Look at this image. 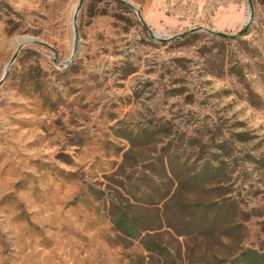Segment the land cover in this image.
<instances>
[{
	"label": "rangeland",
	"instance_id": "obj_1",
	"mask_svg": "<svg viewBox=\"0 0 264 264\" xmlns=\"http://www.w3.org/2000/svg\"><path fill=\"white\" fill-rule=\"evenodd\" d=\"M0 264H264V0H0Z\"/></svg>",
	"mask_w": 264,
	"mask_h": 264
},
{
	"label": "trees",
	"instance_id": "obj_2",
	"mask_svg": "<svg viewBox=\"0 0 264 264\" xmlns=\"http://www.w3.org/2000/svg\"><path fill=\"white\" fill-rule=\"evenodd\" d=\"M246 34H247V28L242 29L239 34L234 35L229 39L234 44L241 45V48L244 49V48H246L245 46H243L245 43V40L242 37L245 36ZM201 35H202V32H199L197 30H193V31L182 33V34H180L174 38H175V40L181 41L184 44L185 43L186 44H194L195 42H197L199 40ZM228 72L235 75L239 79L240 82H244L245 74L243 72V65H242L241 61H239L238 63H234L233 65H230L228 67ZM155 168H156L155 170L159 174H161L162 176L169 177L168 168H167V165L165 163V158L163 156L158 157V163L156 164ZM175 174H176L175 175L176 177L179 175L177 173H175ZM144 176H145V178H147L146 180H150V182H152L153 179L151 177H148L147 175H144ZM139 179H141V177ZM176 184H177L176 185L177 188L187 186V183L182 184L180 181H178ZM156 185H157V183H155V181L153 180V184H148V186H145V188L147 189V191L145 193L146 195L142 196V195H138L137 192L133 191L135 189V187L131 188V187H133L132 185L121 182L119 185V188H121L123 190L124 194H127L132 200H124L123 199L124 197H121L122 193H117L118 197H119V201H117V202L114 200L111 201V207L109 209V213L113 219L115 228L120 233H122L123 235H125L129 238H132L133 240H139V242H141L148 251H152L155 249L154 248L152 249L151 243L148 240H146V238L142 234L144 231H149L150 229L143 227L146 224L144 221V218L133 214L129 208L132 205H134V204H131V202H133V201H144V203H146L147 205H150V204L154 205L155 200L159 201V202L166 200V198H168L170 193H163L161 191H159V193H158L157 189H156L157 188ZM152 186H153V188H152ZM158 190H161V189L158 188ZM156 194H158V195H156ZM159 202H156V203L159 204ZM161 208H162V211H161L160 215H162V216H159V217L162 218L165 215L167 217L166 220H167L168 224H171L172 218H173L175 212L180 211V210L187 211L188 214L190 215L192 221H193V217H194V213H195L193 206H190V205L185 204V203H179V202L175 201V202H173L172 206H170V204H164ZM192 221H191V223H188L186 228L190 229L191 227H193ZM186 232L180 230L179 232L177 231V235L178 236H187L188 234L191 233V232L190 233H186ZM242 257L246 260L251 261V262L255 261L258 258V256H255L252 252H243Z\"/></svg>",
	"mask_w": 264,
	"mask_h": 264
},
{
	"label": "water",
	"instance_id": "obj_3",
	"mask_svg": "<svg viewBox=\"0 0 264 264\" xmlns=\"http://www.w3.org/2000/svg\"><path fill=\"white\" fill-rule=\"evenodd\" d=\"M248 20H250V16H249Z\"/></svg>",
	"mask_w": 264,
	"mask_h": 264
}]
</instances>
